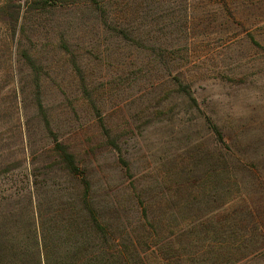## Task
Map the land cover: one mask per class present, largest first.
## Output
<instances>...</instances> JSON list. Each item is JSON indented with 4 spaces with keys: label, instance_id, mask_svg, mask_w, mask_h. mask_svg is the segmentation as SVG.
Masks as SVG:
<instances>
[{
    "label": "rangeland",
    "instance_id": "374dc122",
    "mask_svg": "<svg viewBox=\"0 0 264 264\" xmlns=\"http://www.w3.org/2000/svg\"><path fill=\"white\" fill-rule=\"evenodd\" d=\"M20 2L15 41L0 19V216L31 198L66 239L86 184L113 247L132 238L146 264H264V0Z\"/></svg>",
    "mask_w": 264,
    "mask_h": 264
},
{
    "label": "trees",
    "instance_id": "16d2710c",
    "mask_svg": "<svg viewBox=\"0 0 264 264\" xmlns=\"http://www.w3.org/2000/svg\"><path fill=\"white\" fill-rule=\"evenodd\" d=\"M26 1L27 13L28 11L48 10L53 6L62 5L60 3L71 0ZM83 1L102 13L104 6L101 5L100 0ZM21 4L20 0H0V19L4 20L8 28L12 30V41L16 39L15 35L18 28L22 32L25 31V19L20 24ZM104 22L116 34L120 35L122 33L128 36L126 29L123 27L110 24L108 19H105ZM21 38L20 36L18 39V51L22 47ZM21 57L24 63L33 68L35 72L33 80L38 88L37 106L44 114V107L40 98V76L35 69V61L24 49L21 50ZM76 67V70L81 72L78 63H76ZM178 82L179 86L183 87L181 81ZM207 121L215 134L217 144L226 147L227 141L224 129L214 123L211 118H208ZM46 124L49 125L48 120ZM115 145L117 146L116 143ZM228 150L230 151V148ZM52 151L55 156L61 159L66 169L73 176L84 174L76 163L74 153L63 142H57ZM21 162L23 163L22 160H20ZM18 165L19 161L17 164H9L1 172L11 171ZM90 189L91 186L84 185V191L81 195L84 204H82V207L74 204L73 207H76L77 212L72 213V215L75 217L66 219L68 226L64 231L65 234H68L72 229L74 232V234H68L66 239H54L51 236V229L45 227L44 221L42 222V215L36 214L37 205H34L31 198L27 207L25 206L17 211H8L0 216V264H146L144 256L141 253L138 254L137 244L132 238L128 240L121 239L114 246V249L112 243L116 242V239L108 235L109 226L103 224L96 207L88 202L87 195ZM75 221H80L76 228L73 226ZM48 230L49 234L47 233ZM86 234L89 235V241H77L73 238L85 236ZM78 246L79 251L72 253V249Z\"/></svg>",
    "mask_w": 264,
    "mask_h": 264
}]
</instances>
